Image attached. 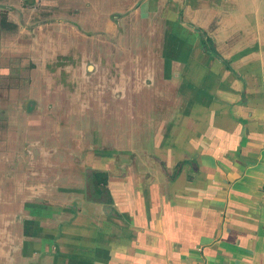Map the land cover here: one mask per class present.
<instances>
[{
  "label": "crops",
  "instance_id": "crops-1",
  "mask_svg": "<svg viewBox=\"0 0 264 264\" xmlns=\"http://www.w3.org/2000/svg\"><path fill=\"white\" fill-rule=\"evenodd\" d=\"M96 2L63 28L93 31L110 147L31 153L49 160L29 172L0 153V264H264V0ZM111 157L109 200H86L85 159Z\"/></svg>",
  "mask_w": 264,
  "mask_h": 264
},
{
  "label": "rangeland",
  "instance_id": "rangeland-1",
  "mask_svg": "<svg viewBox=\"0 0 264 264\" xmlns=\"http://www.w3.org/2000/svg\"><path fill=\"white\" fill-rule=\"evenodd\" d=\"M93 1L95 5L97 2L91 0ZM78 5H83V0H0V153L4 150L7 153L20 152L24 156L20 162L23 168L26 167L25 172L32 168V161L41 165V162L49 160L31 159V153H38L39 156L46 150L79 149L78 145L83 140L87 143L88 150L104 152L110 147L109 141H106L108 138L101 143L103 134H108L105 130V124L108 123L105 120L103 122V119L109 121L111 114L108 110L109 89L101 91L103 88L99 84L102 81L93 76L92 56L95 52L94 45L89 41L93 31L75 30L74 34L63 28V23L67 24L68 18L78 11ZM204 17L206 16H199ZM80 18L85 19L87 24L95 23L94 14L89 9L82 12ZM76 24L74 22L71 25L76 27ZM203 31L207 35L210 33L209 30ZM197 32L199 41L203 43L199 31ZM63 47H67L66 50ZM82 56L91 58L83 63ZM107 91L102 99L109 103L107 108L104 107L105 111L100 112L97 102L103 100L99 92ZM77 101L87 104L82 109L84 111H78L80 106L75 105L69 106V109L68 104ZM100 113L106 115V118L100 119ZM119 119H124L122 112H119ZM100 120L102 126L98 129L101 128V135H98L96 130ZM122 134L124 135V130ZM118 140L122 141L119 136ZM126 146L121 143L117 154L127 152ZM121 158H124L123 155ZM92 160L85 159L87 172L83 186L84 198L89 201L93 198L108 201V182L106 186H101L91 174L102 167L110 168L113 159ZM14 161L16 160H6V172L10 173L9 176H12L14 166H18L17 162L12 164ZM121 161L126 162V159L119 160ZM58 165H61V159L58 160ZM96 166L98 169H95ZM100 171L106 173L105 168ZM79 173L84 174L81 170ZM47 177L49 176L39 173V184L45 182ZM107 178L109 180L108 176ZM34 183L35 187L30 190L43 194V187L38 186L36 181ZM11 186L13 185L10 184L8 188ZM96 190L100 195L96 194ZM75 196L78 198L80 194L76 193ZM32 204L33 202L27 203L26 207H31ZM61 208H52L53 213L59 214ZM37 211L39 213L41 210ZM60 216L63 217L61 213Z\"/></svg>",
  "mask_w": 264,
  "mask_h": 264
},
{
  "label": "trees",
  "instance_id": "trees-1",
  "mask_svg": "<svg viewBox=\"0 0 264 264\" xmlns=\"http://www.w3.org/2000/svg\"><path fill=\"white\" fill-rule=\"evenodd\" d=\"M8 27H11V25H7ZM197 31H199L200 36L202 38V42L204 44V47L207 51L213 53L214 55H216L215 49L212 46V39L206 34V32H204L202 29L200 28H196ZM92 178L97 181V183L101 186H106L107 184V175L105 172H101V171H93L92 172ZM96 194L98 193L100 195V193L98 192V190H96Z\"/></svg>",
  "mask_w": 264,
  "mask_h": 264
}]
</instances>
